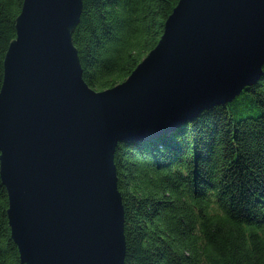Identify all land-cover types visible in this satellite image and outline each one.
Segmentation results:
<instances>
[{"label":"water","instance_id":"water-1","mask_svg":"<svg viewBox=\"0 0 264 264\" xmlns=\"http://www.w3.org/2000/svg\"><path fill=\"white\" fill-rule=\"evenodd\" d=\"M82 0H23L0 89V179L24 264H124L114 153L232 102L262 75L264 0H179L113 88L83 80Z\"/></svg>","mask_w":264,"mask_h":264},{"label":"trees","instance_id":"trees-1","mask_svg":"<svg viewBox=\"0 0 264 264\" xmlns=\"http://www.w3.org/2000/svg\"><path fill=\"white\" fill-rule=\"evenodd\" d=\"M179 0H82L72 32L83 80L125 81L155 48ZM23 0H0V89ZM124 264H264V64L232 102L114 153ZM0 179V264H24Z\"/></svg>","mask_w":264,"mask_h":264}]
</instances>
